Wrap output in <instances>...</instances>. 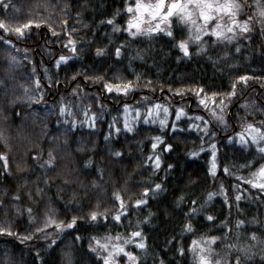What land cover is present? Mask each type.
I'll return each instance as SVG.
<instances>
[{
	"label": "trees",
	"instance_id": "1",
	"mask_svg": "<svg viewBox=\"0 0 264 264\" xmlns=\"http://www.w3.org/2000/svg\"><path fill=\"white\" fill-rule=\"evenodd\" d=\"M124 2L4 0L10 7L0 5V19L6 22H39L19 39L6 35L12 44L0 41V80L7 86L0 87V152L8 157L7 170L0 161V201L8 206L6 213L0 208V225L33 235L24 243L0 235V264H41L35 260L37 249L43 264H67L64 253L70 254L71 264H102L89 248L90 243L96 246L93 237L111 245L123 243L135 230L142 232L146 248L133 243L124 247L138 257V264H160L161 260L194 264L192 242L211 236L219 238L212 247L229 264L235 255H242L226 252L229 243L254 244L246 264H264V193L246 182L264 164V154L256 147L247 149L232 142L249 123L264 128V30L257 22L261 18L254 0H244L239 16L240 20L253 17L248 33L230 42L203 35L201 41L189 42V56L165 33L131 37L101 23L119 11L114 22L126 26ZM172 31L176 40L188 35L175 19ZM69 38L77 42L78 55L65 47ZM117 46H122L120 57L115 56ZM97 48H104V54L97 55ZM61 55L71 59L57 65ZM239 76H246L247 83L237 81ZM122 81H131L126 92L103 87L105 82ZM233 82L235 95H223L232 91ZM125 105H164L173 113L183 109L188 114L174 131L171 125L141 124L131 132L120 127L114 133L111 118ZM189 116L201 117L200 124ZM213 143L215 175L209 172ZM166 144L172 146L167 151ZM49 151L54 156L52 165L45 164ZM117 151L120 156L114 154ZM157 155L158 169L153 165ZM157 183L161 190H154ZM144 188L150 189L147 197H142ZM113 193L125 201L126 212ZM14 195L20 199L13 200ZM237 195L241 200H235ZM141 198L146 204L135 205ZM29 207L31 217L25 210ZM192 208L195 213L189 212ZM93 210L103 215L92 221L88 217ZM117 213H123L119 221L113 219ZM207 215L214 219L207 220ZM73 216L77 217L73 228L45 227L48 217L67 223ZM238 220L245 221L239 228ZM188 223L191 231L184 228ZM37 227L42 231L37 233ZM252 232L257 241L248 239ZM117 235L121 240L115 239ZM54 238L56 244L47 248ZM116 260L129 264L123 253Z\"/></svg>",
	"mask_w": 264,
	"mask_h": 264
},
{
	"label": "snow or ice",
	"instance_id": "2",
	"mask_svg": "<svg viewBox=\"0 0 264 264\" xmlns=\"http://www.w3.org/2000/svg\"><path fill=\"white\" fill-rule=\"evenodd\" d=\"M254 3L256 5V12L257 15L261 18L257 22L261 24L262 30H264V0H254ZM0 5L3 6L4 9H8L10 7L9 3H4V0H0ZM245 7L244 0H125L124 2V8L123 11L128 15V18L125 22L126 26L121 27L120 25L115 24V15H119V11L115 13V15L111 18H108L106 21H101V23H107L109 25H113V31H124L128 33L131 37H136L138 35H151L153 33H165L167 36L172 37L175 40V47H178L179 50L184 54V56H189V42L190 41H201V36L204 34H209L210 38L215 37L217 40H226V41H232L236 35H242L245 33H248L250 31V25L253 20L252 16H248L244 20H240L238 17L242 13L243 9ZM173 19L179 24H183L184 27L187 29L188 35L185 38L176 40L174 33L172 31V24ZM36 23L38 26L37 21H34L32 19L27 20L26 23L20 24V25H14L9 22H6L3 19H0V32H3L5 35H0V41H3L7 44H12V41L10 39H5V36L8 34H15L17 38L19 39L24 35V30L28 29L32 24ZM65 23H67L65 21ZM193 32L195 33L193 35ZM54 35H56L55 32H53ZM215 43V41H213ZM203 43V42H201ZM77 42L69 38L67 41V44L65 47H70V50L73 54L78 55ZM121 47L117 46L115 48V56L120 57L121 56ZM239 47H237L236 51H239ZM104 48H97L96 54L97 55H103L104 54ZM197 51H200L198 48ZM13 61H15V57H11ZM71 57L61 55L59 56L57 60V65H59L61 62H67ZM96 79L102 80L103 77H97ZM237 81L247 83V77L246 76H239L236 78ZM37 88L40 87V81L37 79L35 81ZM132 86L131 81L127 82H120L118 84H110L109 82H105L103 87L105 90L111 92L113 89H115L116 92H126L128 88ZM0 87H7L5 85V82L3 80H0ZM202 92L203 89H200ZM236 92V82L232 83V91L227 92L226 95L228 97L234 96ZM213 95H217L216 93H213ZM42 99V97H41ZM201 104H204L205 101L201 99ZM221 105H223L224 101L223 98H221L220 101ZM125 109H127V105L124 106ZM157 109H159V105L156 106ZM164 113L167 114L168 109L165 107L163 109ZM60 112L63 114L65 112V108L63 105L60 106ZM183 109H179L177 111V118L182 114ZM152 113L149 112V115ZM220 120L223 121V116L221 115ZM148 118L145 117V120ZM197 119H202L201 117H197ZM73 121V125H74ZM161 125L163 126L165 124L164 120L160 121ZM264 123V122H262ZM94 126V124L92 125ZM176 125L173 124V128H175ZM124 128L127 129L129 132L132 131V128L129 126L127 121H125ZM117 132L120 131L119 128L116 129ZM246 133V134H245ZM213 135H215L213 133ZM238 139V143L248 146L249 142L251 144L255 145L257 148V151L264 154V128L257 127L256 125L249 123L247 124L246 129L243 132L236 133L235 134ZM107 139V137H106ZM229 140L232 138L229 137ZM161 140L160 137L156 138V141L159 142ZM172 146L170 144L164 145V150L167 151ZM210 147L212 148V157L213 160L211 162V167L209 168V172L212 175H215L216 171V162H215V156H216V146L215 144H211ZM152 148H157V143L154 142L152 144ZM203 151V149H201ZM116 156H120L121 153L119 151L114 153ZM191 155L196 156L197 153L193 152ZM36 156H33V159H35ZM151 159V157L149 158ZM0 161H3V168L7 170L8 168V157L5 153L0 152ZM54 161V156L52 155V152L49 151V159L45 161V164L52 165ZM250 163V162H249ZM154 168L158 169L160 166V156L157 155L155 157V161L153 162ZM42 167L44 165H41ZM169 168L172 167V165H168ZM225 171L227 172L228 169L225 168ZM102 175V173H101ZM252 179L247 180L246 182L249 183L253 188H257L260 190V192L264 193V164L260 165V167L252 173ZM222 187V186H221ZM162 185L157 183L154 185V190H161ZM40 189H37V192H39ZM150 189L144 188L142 197H147L149 194ZM30 195V194H29ZM115 196V199L119 201V206L121 209H123L125 212L127 211L125 201L122 199V197L119 195V193H113ZM209 198L213 195V193H209ZM241 195H237L235 197L236 201L241 200ZM19 195H14L13 200H19ZM182 199V198H181ZM227 197L225 196V201L227 202ZM146 199L141 198L135 200V205L139 206L142 204H146ZM193 204H195V201H193ZM7 207L4 205L3 201H0V208L5 209V213L7 212ZM11 207L15 208L16 212H20L21 210L16 207L15 205H12ZM29 216L31 217L32 214V208H26L25 209ZM196 209L192 208L189 209V212L195 213ZM123 213H117L113 219L116 221H119L121 218V215ZM98 215H103V213H98L97 211L93 210L90 215L89 219L92 221L97 220ZM187 215V214H186ZM82 218V217H81ZM106 218V217H105ZM148 217H145V220H147ZM206 219L209 221H212L214 217L212 215H207ZM77 217L73 216L72 219L67 222H57L52 217H48L47 222L45 224V227H47L49 224H54L56 229L59 231H63L65 228H73L74 225H76ZM245 223L244 220H238L236 222L237 228H239L240 225H243ZM185 230L191 231L192 227L191 224H185L184 226ZM37 233L41 232L42 229L37 227L35 229ZM0 235H8L13 236L16 239H19L21 243H24L27 240L33 239V235L31 233L28 234H20L17 232H13L11 226H4L0 225ZM77 240L80 239V236L77 234L75 237ZM226 238V237H225ZM47 239V237H45ZM116 240H121V237L119 235L116 236ZM219 239L216 236L206 237L203 238L200 242L193 241L192 246H190V251L193 252V259L194 264H229V259L225 257L219 256V254L216 252V250L212 247V245ZM240 236L237 235V241H239ZM248 239L251 241H257V235L255 232H252L248 235ZM93 240H95L96 246H93L91 243L89 244V248L92 252L96 253L98 259L102 261V264H118L116 260V256L123 253L124 256L128 258L129 264H138V257L134 255L131 251H126L124 245L133 243L136 245L137 248L145 249L146 244L144 242L143 234L140 230L132 231L130 236L126 239H123V243H116V244H109V243H103L101 244L100 240H96L95 237H93ZM109 240H111V237H109ZM56 239H52L48 244L47 248H52L53 245L56 244ZM254 244L244 243L237 246L236 243H229L225 245V251L228 253H231V250H235L238 253H242V255L237 254L234 257V261L231 262V264H246L248 260L251 259L250 251L251 248L254 247ZM181 254L184 253V249H179ZM64 256L67 258V264H71L70 254L64 253ZM35 260L40 261L41 264H43V257L41 255V252L39 249L35 252ZM262 260H264V255H262ZM160 264H164V262L161 260Z\"/></svg>",
	"mask_w": 264,
	"mask_h": 264
},
{
	"label": "rangeland",
	"instance_id": "3",
	"mask_svg": "<svg viewBox=\"0 0 264 264\" xmlns=\"http://www.w3.org/2000/svg\"><path fill=\"white\" fill-rule=\"evenodd\" d=\"M239 18V17H238ZM195 33L193 32V35ZM206 35V34H204ZM203 37V35L201 36ZM155 106H143L141 108H134V107H127V109L123 108L121 110L120 113H118L117 116H113L111 118V127L113 128V132H117L116 129L121 127V129L128 131L127 129L124 128V124L125 121H127V123L129 124V126L133 129L136 126H139L141 124L143 125H147V126H154V127H162L165 128L169 125H171V128L174 130H177L179 127L177 126V123L180 120H184V118L187 116L188 113H186L184 110L182 112V114L179 116V118H177V111L179 109H176L175 112H172V108L169 106H164V105H159V109H157ZM168 109L167 114L164 113L163 109L164 108ZM216 109V108H215ZM149 112H151L152 114L149 115ZM105 117L104 115L102 116V118ZM145 117H147L148 119L145 120ZM189 119L192 120L193 122H196L197 124H200V120L197 118H192V116H189ZM164 120L165 124L162 126L160 121ZM173 124L176 125L175 128H173ZM94 127V126H93ZM243 132V131H241ZM246 134V133H245ZM235 140H232V142H236L237 145L241 146V147H246L248 149V147H256L255 145L251 144V142H249L248 146H244L240 143H238V139L239 137L235 136L234 138ZM120 255V254H119ZM118 255V256H119Z\"/></svg>",
	"mask_w": 264,
	"mask_h": 264
}]
</instances>
